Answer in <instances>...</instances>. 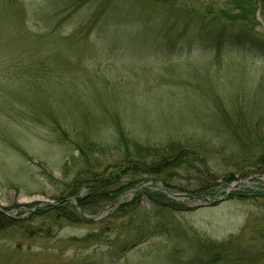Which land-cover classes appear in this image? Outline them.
<instances>
[{"label": "rangeland", "instance_id": "1", "mask_svg": "<svg viewBox=\"0 0 264 264\" xmlns=\"http://www.w3.org/2000/svg\"><path fill=\"white\" fill-rule=\"evenodd\" d=\"M262 47L264 0H0V264H264ZM119 136L200 143L212 179L191 160L72 187Z\"/></svg>", "mask_w": 264, "mask_h": 264}, {"label": "trees", "instance_id": "2", "mask_svg": "<svg viewBox=\"0 0 264 264\" xmlns=\"http://www.w3.org/2000/svg\"><path fill=\"white\" fill-rule=\"evenodd\" d=\"M226 40L227 42H230L236 40V38L234 39V37L230 36ZM236 43L237 44L250 43L252 47L259 46L260 44L259 41L255 43L252 37H242V36L237 38ZM59 129L60 128H58V126H53L54 133L62 137L59 133L60 132ZM255 133H256V128L251 131L252 135H255ZM116 139L115 140L117 144L115 147H117L120 151H122L123 156H121L120 159H117L115 162H113L110 165L109 169H107V171L105 170L106 167L100 171L97 169L99 167L97 163H90V161H86L87 164L85 165L83 164V168L79 172L80 177L76 178L72 182V187L73 185H75V189H76L80 185L86 183L90 188L91 191L90 195L99 197V196H103L102 194H104V192L108 190L109 186H111L110 192H112L111 195L114 198L117 195L122 194L125 190L132 188V186L136 185L140 181H143L142 178H139V179L127 181L124 184L120 183L118 186L112 187L114 186V183H116L118 178H122V176L127 173L132 172L133 175H140V176H143V174L153 175L161 171L163 168H167L171 163L172 164L175 163V166H181V165H186L185 163H183L184 161H186L188 165H191L189 164L191 163V160H193L196 163L193 164V166H195V169L200 173V175L206 177L207 182L212 179L210 178L212 175H210L209 172L210 171L209 163H207V161H205V159L202 157L203 153H201L202 150L200 149L201 148L200 143L199 144L195 142L183 143L180 141L176 143L168 142V144L166 145H158L159 147L148 148L146 147V144L139 141L137 142L134 139L130 140L121 136L116 137ZM74 142L76 143L75 145L78 146L79 150L81 151L84 150L83 153H86L87 156L90 155L89 151L93 149L94 144L91 142V139L89 137L83 136L81 133L77 132L76 139ZM262 142L264 143V141ZM185 144H187L188 147H186ZM261 144L262 143H257V144L255 143L254 146H258L259 150H261V152L264 154L262 150L264 144L263 145ZM229 146H231L232 148V152L230 153L236 154L237 156L241 154L244 156V158L247 157L248 151L245 153L242 151L243 148H245L246 146H242L241 144L238 143ZM237 148L240 150V152ZM102 150H106V149L103 148ZM250 151L251 150H249V152ZM254 163L255 165L252 167V169L249 170L250 173L245 174V175H249L248 177L256 173L264 174V162L258 161L257 163L256 161H254ZM83 175L87 176V178L83 179L82 178ZM231 178L232 177H229L228 180H230ZM199 186L200 187L197 189L196 193L205 192L208 190L207 188L211 187V185H208L207 187H204L202 185ZM73 193L74 191H70V194Z\"/></svg>", "mask_w": 264, "mask_h": 264}, {"label": "water", "instance_id": "3", "mask_svg": "<svg viewBox=\"0 0 264 264\" xmlns=\"http://www.w3.org/2000/svg\"><path fill=\"white\" fill-rule=\"evenodd\" d=\"M253 177H257V178H260V179H263L264 180V176L263 175H253V176H251V177H249V178H253ZM236 185V183H234V184H232V185H230V189L233 187V186H235ZM192 198H194V199H200V198H202V199H206L205 197H203V196H200V197H192ZM216 200H220V199H215L214 201H216ZM221 200H223V199H221Z\"/></svg>", "mask_w": 264, "mask_h": 264}]
</instances>
